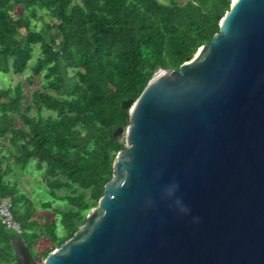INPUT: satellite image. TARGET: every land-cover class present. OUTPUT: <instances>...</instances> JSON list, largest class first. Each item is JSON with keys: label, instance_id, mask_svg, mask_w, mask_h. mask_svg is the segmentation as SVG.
Segmentation results:
<instances>
[{"label": "water", "instance_id": "1", "mask_svg": "<svg viewBox=\"0 0 264 264\" xmlns=\"http://www.w3.org/2000/svg\"><path fill=\"white\" fill-rule=\"evenodd\" d=\"M129 125L85 222L37 262L264 264V0H231L219 31L123 101Z\"/></svg>", "mask_w": 264, "mask_h": 264}, {"label": "trees", "instance_id": "2", "mask_svg": "<svg viewBox=\"0 0 264 264\" xmlns=\"http://www.w3.org/2000/svg\"><path fill=\"white\" fill-rule=\"evenodd\" d=\"M167 1L0 0V73L29 70L28 85L41 78L29 95L22 80L0 88V138L13 147L0 152V197L11 198L22 227L17 235L0 223V264H18L14 236L44 259L85 222L125 147L110 137L129 125L123 101L135 100L158 67L178 69L210 41L231 3ZM29 165L52 197L40 206L7 180Z\"/></svg>", "mask_w": 264, "mask_h": 264}, {"label": "rangeland", "instance_id": "3", "mask_svg": "<svg viewBox=\"0 0 264 264\" xmlns=\"http://www.w3.org/2000/svg\"><path fill=\"white\" fill-rule=\"evenodd\" d=\"M163 2L167 3V0H162ZM178 1H184V0H178ZM42 13V12H40ZM44 19L47 21L49 20V16H44ZM37 24H41V21H37ZM29 74V70H27L22 75H13L12 73L8 74H2L0 73V88L8 87V85L11 83L12 85L15 84L17 80H22L23 85L29 86L26 89V94L29 95L33 89L41 88V78L38 77L33 81L32 85H28L26 81V77ZM31 114H35V110L31 111ZM46 114V113H45ZM17 123L21 125V122L18 120ZM13 149V147L10 145L9 136L6 135L2 138H0V152L2 154L9 153L10 150ZM7 180L9 182H17L18 188L21 192L26 194L29 198H31L37 206H40L43 201H50L52 200L51 195L49 194L48 189L45 187L44 181L42 180L41 173L35 169L33 165H29L25 170L20 171L18 168H15L10 172L9 176L7 177ZM63 190L58 191V193H61ZM56 206H62V203L60 201H56L53 204V207ZM41 213H48V210L46 212V209L40 208ZM45 243L40 242L38 247H44ZM43 258H39L36 260L37 262L41 263Z\"/></svg>", "mask_w": 264, "mask_h": 264}, {"label": "built area", "instance_id": "4", "mask_svg": "<svg viewBox=\"0 0 264 264\" xmlns=\"http://www.w3.org/2000/svg\"><path fill=\"white\" fill-rule=\"evenodd\" d=\"M0 223L17 235L22 233L21 225L13 216L12 200L9 196L0 197Z\"/></svg>", "mask_w": 264, "mask_h": 264}]
</instances>
